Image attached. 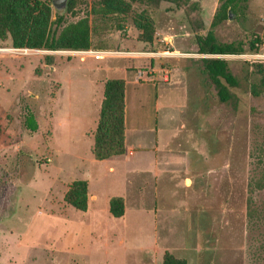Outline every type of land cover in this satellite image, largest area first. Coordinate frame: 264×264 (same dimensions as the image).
Masks as SVG:
<instances>
[{"label":"rangeland","instance_id":"rangeland-1","mask_svg":"<svg viewBox=\"0 0 264 264\" xmlns=\"http://www.w3.org/2000/svg\"><path fill=\"white\" fill-rule=\"evenodd\" d=\"M47 1L53 21L58 14L66 23L87 17L91 47L104 52L92 54L91 47L85 53L35 49L0 56V264H76L74 253L58 247V232L66 226L76 229L81 213L62 195L66 181L89 167L87 157H94L87 138L80 139L78 132L54 134V112L68 106L54 102L59 86L50 81L51 69L45 65L86 64L109 67L91 74V69L76 71L84 78L91 75L92 81L122 77L124 67L139 71L141 85L128 99L127 120L141 134L129 133L128 142L141 138L153 145L157 137L158 161L163 163L167 155L165 167L171 174L167 180L158 177L156 200L151 196L143 201L146 209L151 207L146 212L156 229L155 243L150 223L129 207L124 221L108 223L106 236H99L100 231L93 235L95 257L87 252L91 236L84 233L81 244L87 249L77 262L162 264L168 251L188 264H264V186L253 185L264 180V89L259 96L249 90L260 78L255 65L264 64V0L241 1L213 28L217 41L240 42L244 48L241 54L220 56L240 82L233 89L236 99L224 103L202 70L204 55L195 44L196 34L211 29L219 0H126L132 6L126 15L98 12V0ZM140 12L150 16L155 32L153 42L137 51L155 53L148 56L156 60L158 79L151 77L145 55L127 53L137 44L133 19ZM256 37L258 50L251 51L249 42ZM94 88L84 126L89 135L102 97V86ZM82 90L86 93L87 87ZM28 110L38 124L34 132L24 126ZM155 124L156 135L144 129Z\"/></svg>","mask_w":264,"mask_h":264},{"label":"trees","instance_id":"trees-1","mask_svg":"<svg viewBox=\"0 0 264 264\" xmlns=\"http://www.w3.org/2000/svg\"><path fill=\"white\" fill-rule=\"evenodd\" d=\"M245 0H219L211 22V29L205 34L195 35L197 53L204 55L201 59L203 72L216 91L220 102L236 99L234 88L240 86L238 77L229 68V61L221 55H234L244 52L242 43L219 42L213 28L226 20L230 12ZM98 12L109 15H126L131 12V3L126 0H98ZM72 2L68 9H72ZM51 3L47 0H0V40L9 39L16 47H28L47 50L86 51L91 47V27L89 19L82 17L66 23L58 14L51 19ZM134 25L139 30L137 40L152 43L154 22L144 12L137 14ZM54 24V28L51 26ZM260 40L256 37L249 42L251 51L258 50ZM260 75L257 83H251L249 90L253 96H259L264 89V64H256ZM24 126L34 132L38 128L32 110L24 118ZM125 80L109 78L104 82L103 99L94 131L92 155L96 160H105L125 153ZM254 188H262L264 180L255 182ZM66 204L79 211H86L88 191L86 180H73L63 196ZM109 212L113 217L124 215L125 206L122 197L114 196L109 200ZM162 264H188L185 259L165 252Z\"/></svg>","mask_w":264,"mask_h":264},{"label":"crops","instance_id":"crops-1","mask_svg":"<svg viewBox=\"0 0 264 264\" xmlns=\"http://www.w3.org/2000/svg\"><path fill=\"white\" fill-rule=\"evenodd\" d=\"M135 42H137V44L135 43V45H133L135 46V49L127 51V53L133 54L134 57H141L142 55H145L146 57L144 59H148L150 71L154 72L151 77L156 78V60L153 58V56H148L155 53L137 51L138 47H140L141 49L144 48L145 43L138 41L137 39H135ZM138 42L142 44H138ZM90 50L92 51V54H99L104 52L103 49L93 50L92 47ZM45 68H48L49 70L51 69L50 81H56L59 86L56 95L53 98L54 102L68 106V109L66 110H61L60 112L56 113L54 112V134L62 136L64 133L76 131L78 132V137L80 139L87 138V145L89 146L91 151L94 143L95 129L94 131H91L92 133H90L89 135L87 128H84V126H86V119L87 117H89L87 115V106L93 99L91 95L92 91H94L95 89L94 86L96 85L98 88H101L102 86V97L98 101V110H100L101 102L103 99L104 82L109 78H96L94 81H92L91 75L87 78H84L76 71L80 69L81 72L87 71L88 73V71L91 69V74L95 73L98 68L109 70V67L101 65L95 66L94 64L91 66V64H86L78 65L77 67L64 66L59 68L54 65H45ZM123 73L125 75L119 78H123L125 80V153L123 155L115 156L105 160H96L95 158H90V156L87 157L86 160L87 162H89V167H82L81 169H79L77 171L78 173H76V177H71L64 184L65 189L62 196H64L68 185L73 180L87 181L88 205L86 211H80V220L78 221L79 226L76 229H73L72 226L71 228L70 226H66L65 229H61V231L58 232V247L61 248V250H70L72 254L74 253L73 255L75 257L71 259L76 264H80L79 262H77L78 256H83L82 253L87 249L83 248L81 244V239L83 238L84 233H88L91 236V238H89L91 245L87 252L90 254V256L95 257L94 252L98 247L95 246V244L93 245V235L96 232L100 231L101 235L99 236H106L109 230L108 223L110 221L115 222L117 220L124 221L129 212V207H131V213H135L137 217L145 218V223H150L152 229H150V231L148 232L152 234L150 238L151 240L153 239V243H155L157 238L156 229H154L152 222V216L151 214L149 215L148 212H146L151 211L149 210L151 207L146 209L143 205V201H145L146 199H150L151 196H153L154 200L157 199L158 177L162 175V178L166 179L171 174V170L165 167L168 165L169 159L168 156L165 155L162 157L163 163H159L157 157V137L154 139L153 145L152 143L145 144L141 140V138H138L135 143L128 142L129 133L137 132L141 134V129H138V127H136L132 123L128 126L127 120L128 99L133 98V95L135 96V90H137L138 85L141 84L138 79L139 76L137 75L139 71L124 67ZM85 86L87 87V92L83 93L82 88ZM154 108L155 110L159 108L157 98H155ZM98 116L99 111L98 115L94 116V118L92 119L95 124V128ZM154 126L155 127H152V125H147L144 129L150 132L151 130H153L155 131L156 135V133L158 134V127L157 124H155ZM144 153L145 155H149L148 153H150V156H148V160L145 163H141L140 161L144 158ZM161 165L162 167H160ZM185 182L186 184H189V180H185ZM148 187L149 189H147ZM114 196L122 197L125 205L124 215L118 218L113 217L109 212V200ZM149 217H151L150 220H148ZM123 240L125 241V238ZM78 243L79 246L75 247V245H78ZM107 246L108 245L105 244L104 247L107 248ZM86 257H88V255H86Z\"/></svg>","mask_w":264,"mask_h":264},{"label":"built area","instance_id":"built-area-1","mask_svg":"<svg viewBox=\"0 0 264 264\" xmlns=\"http://www.w3.org/2000/svg\"><path fill=\"white\" fill-rule=\"evenodd\" d=\"M32 51H35L33 48H28V47H16L13 46L12 44H0V56L2 55H7V56H22L26 55ZM50 53H71V52H76V53H85L88 51H82V50H50ZM170 53V52H169Z\"/></svg>","mask_w":264,"mask_h":264},{"label":"water","instance_id":"water-1","mask_svg":"<svg viewBox=\"0 0 264 264\" xmlns=\"http://www.w3.org/2000/svg\"><path fill=\"white\" fill-rule=\"evenodd\" d=\"M60 2H63L64 0H59ZM54 3H56V0H54Z\"/></svg>","mask_w":264,"mask_h":264}]
</instances>
